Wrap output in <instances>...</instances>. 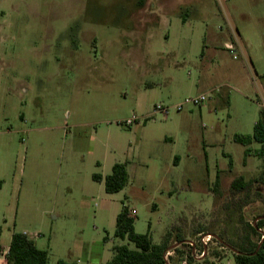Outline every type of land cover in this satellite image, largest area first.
<instances>
[{
	"label": "rangeland",
	"instance_id": "374dc122",
	"mask_svg": "<svg viewBox=\"0 0 264 264\" xmlns=\"http://www.w3.org/2000/svg\"><path fill=\"white\" fill-rule=\"evenodd\" d=\"M262 110L264 0H0V264L14 232L48 264H107L135 249L114 236L123 202L156 244L235 240L264 214V183L230 193L264 172L234 140ZM115 163L129 180L109 194L92 175ZM226 251L187 264H236Z\"/></svg>",
	"mask_w": 264,
	"mask_h": 264
},
{
	"label": "trees",
	"instance_id": "16d2710c",
	"mask_svg": "<svg viewBox=\"0 0 264 264\" xmlns=\"http://www.w3.org/2000/svg\"><path fill=\"white\" fill-rule=\"evenodd\" d=\"M234 140L246 147L245 157L255 156L264 160V110L261 111L260 118L255 123L252 134L235 135ZM254 142L259 144L260 147L252 150L249 145ZM230 164H232V160ZM92 178L97 182L104 181L105 191L113 194L125 188L129 180V173L125 163H115L111 174L105 178L99 173H94ZM257 183H264V172L259 178L252 181L246 182L244 177H239L231 183L230 193L232 198L243 194V199L246 200ZM1 188L2 182H0ZM244 203L245 205L250 204L248 201ZM261 217H264V214L256 215L254 224L245 222L242 235L233 241L226 242L225 238L213 234L216 239L218 238L219 246L223 250L232 252L236 264H264V218ZM243 220L244 218L241 217V222ZM1 230L0 226V235ZM114 236L121 240L127 239L134 244L135 249H130L126 244L114 246L113 256L107 264H166L164 255L171 248L169 245L171 233H168L160 244L154 243L149 233H137L134 228V218L124 202L116 217ZM214 254L218 258L221 257L217 251ZM6 259L7 264H48L49 253L47 250L40 249L26 233L14 232ZM192 260L191 256L187 259L189 262ZM59 264L66 263L60 261Z\"/></svg>",
	"mask_w": 264,
	"mask_h": 264
},
{
	"label": "built area",
	"instance_id": "2783aa9c",
	"mask_svg": "<svg viewBox=\"0 0 264 264\" xmlns=\"http://www.w3.org/2000/svg\"><path fill=\"white\" fill-rule=\"evenodd\" d=\"M227 49L233 54L234 58H237L236 52V45L233 43L227 44ZM206 100L205 95H199L193 98L186 99L184 104H195V105H201ZM183 105H180L178 108H182ZM156 110L161 112L165 118H167L168 110L164 109L162 105H157ZM137 120V117H133L127 121V124H133ZM135 211L130 209V214H134ZM183 245L186 249L185 252L188 255L183 259L182 264H187V258L192 257L193 259L200 260L204 259L208 254H210V250L213 248V246H219V241L216 239V237L211 233H199L197 235L196 240H187L186 242L182 241L181 243H176L175 247H171L168 251H166L164 258L166 259V264H171L170 259H172L175 256L176 250L180 248V246ZM183 249V250H184ZM182 251V249H179ZM5 257L7 253H4ZM4 257V255H3Z\"/></svg>",
	"mask_w": 264,
	"mask_h": 264
},
{
	"label": "crops",
	"instance_id": "0c3cea01",
	"mask_svg": "<svg viewBox=\"0 0 264 264\" xmlns=\"http://www.w3.org/2000/svg\"><path fill=\"white\" fill-rule=\"evenodd\" d=\"M226 44H228V43H226ZM36 245H37V244H36ZM8 248H9V247H8ZM8 248L4 251V253H7ZM0 261H2V260L0 259ZM6 264H7V261H6Z\"/></svg>",
	"mask_w": 264,
	"mask_h": 264
},
{
	"label": "water",
	"instance_id": "95a60500",
	"mask_svg": "<svg viewBox=\"0 0 264 264\" xmlns=\"http://www.w3.org/2000/svg\"><path fill=\"white\" fill-rule=\"evenodd\" d=\"M261 218H264V217H261ZM216 237V236H215ZM218 239V238H217Z\"/></svg>",
	"mask_w": 264,
	"mask_h": 264
}]
</instances>
